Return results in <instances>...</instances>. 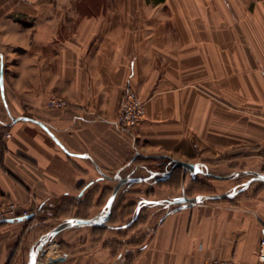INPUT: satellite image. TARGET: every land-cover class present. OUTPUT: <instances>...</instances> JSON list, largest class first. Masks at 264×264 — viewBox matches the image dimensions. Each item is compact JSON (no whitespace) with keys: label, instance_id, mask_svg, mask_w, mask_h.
<instances>
[{"label":"crops","instance_id":"obj_1","mask_svg":"<svg viewBox=\"0 0 264 264\" xmlns=\"http://www.w3.org/2000/svg\"><path fill=\"white\" fill-rule=\"evenodd\" d=\"M127 90L146 101L132 130L115 122ZM164 157L264 172V0H0V204H43L57 224L100 212L108 176L141 177L120 187L109 225L61 230L37 264L256 263L264 182L162 212L179 194L230 191L183 167L149 177ZM145 208L157 210L123 224ZM25 221L0 222V264Z\"/></svg>","mask_w":264,"mask_h":264},{"label":"water","instance_id":"obj_2","mask_svg":"<svg viewBox=\"0 0 264 264\" xmlns=\"http://www.w3.org/2000/svg\"><path fill=\"white\" fill-rule=\"evenodd\" d=\"M160 157H163V155H160ZM173 164L172 167L165 171H153L151 172L149 177L155 176L156 174H159V178L164 179L168 176H170L173 172V170L177 167H183L185 171L190 170L193 173L203 172L208 173L216 178L219 179H227L232 178L237 175L236 173L227 174V175H220L215 174L212 172H206L203 170H200L197 167L196 163L189 162L186 160L178 159V158H172L171 159ZM100 172L103 174V176H108L105 174L100 167H98ZM248 173H252L254 176L247 181V184L254 180L259 179L264 181V172L262 171H253V170H246ZM115 180H117L116 185L113 188L112 193L110 194L105 206L102 208L100 212H98L96 215L91 217H81V216H75L72 218H68L65 220H62L55 226H53L50 230H48L45 234H43L30 248L29 252V261L28 264H37L40 253L45 254L46 252V245L52 241V239L58 234L61 230L76 226V225H91V226H107L109 225V220L112 217L113 214V203L114 200L119 192L120 187L126 183L131 182L137 179H140L141 177H134V176H127L122 177L119 175V173H116L113 176H108ZM241 190H232L229 192H219V193H210V194H198L196 196H188L187 194L183 193L182 196L176 197L174 199H170L169 202L173 204H182V203H188V205H192L198 202H202L206 199H215V198H224V197H233L236 194H238ZM28 216H19L17 218H8L5 220H0V222H9L14 220H24ZM66 259V254H62L59 256H49L48 257V264H59L63 260Z\"/></svg>","mask_w":264,"mask_h":264},{"label":"built area","instance_id":"obj_3","mask_svg":"<svg viewBox=\"0 0 264 264\" xmlns=\"http://www.w3.org/2000/svg\"><path fill=\"white\" fill-rule=\"evenodd\" d=\"M48 105L50 107H62L65 105V100L60 95H51L48 98ZM146 101L137 92L133 90H127L120 102L116 124L123 129L132 130L145 116ZM10 136V133H8ZM45 208L43 204H40L37 208L25 209L21 208L18 202L15 200L7 199L0 204V220L8 218H17L19 216L32 217L37 215L38 212H44ZM203 264H250L240 263L233 259L225 258H207ZM253 264H264V234L259 241V247L257 250V262Z\"/></svg>","mask_w":264,"mask_h":264},{"label":"rangeland","instance_id":"obj_4","mask_svg":"<svg viewBox=\"0 0 264 264\" xmlns=\"http://www.w3.org/2000/svg\"><path fill=\"white\" fill-rule=\"evenodd\" d=\"M197 167L200 170H203V171H206V172H211L210 169H209V166L206 165V164H203V162H197ZM229 167L231 168L232 166H229ZM227 172H230V171L228 170ZM227 172H225V173H227ZM236 172H237V175L235 176V178H230L228 181H226V184L229 187V190L230 191H232V190H241V191H244V190H247V189L251 188L250 186H253V185H250L251 182L253 184H255V185L258 184V183H260V182L261 183L264 182V181L259 180V179H254L248 185L247 184V181L250 180L254 175L253 174H247L246 171L245 172L234 171V173H236ZM202 174H203V172H202ZM202 174L199 175L200 178H202V179H208L209 178V177H206L205 175H202ZM182 205L183 206H187L186 203H183ZM167 206L168 207L166 209H164V210L162 209L160 211L164 212L166 210H170V209H173L174 208V205L167 204ZM150 210L151 211H149L147 208L142 209V210L140 209L139 212L137 213V215H139V218L135 222V225H137L138 222H140L143 219H145L147 213L155 212V210H157V209H150ZM131 214H132L131 215L132 217H130V219L134 217L135 210H132V213ZM56 221L49 220L48 217L46 215H44L43 212H38L37 215L32 216L29 220H26L25 222H23L22 225H23L24 231H25L24 232V235H23V238L18 243L17 248H16L15 252L13 253V255L11 256V259H10V261H9L8 264H28V257H29L30 247L43 234H45L49 229H51V226L52 227L55 226L56 225L55 224ZM110 221L111 220H109V222ZM127 221L128 220L124 221L123 224H127ZM94 227L95 228L96 227H99L98 229L102 228L100 226H94ZM122 227H124V226H122ZM29 235H31V238L30 239H29V237H30ZM51 244H52V242L50 241L46 245V252H45V254H41L40 253L39 260L47 261L46 260L47 252L50 251V245ZM40 264H43V263L41 262Z\"/></svg>","mask_w":264,"mask_h":264},{"label":"trees","instance_id":"obj_5","mask_svg":"<svg viewBox=\"0 0 264 264\" xmlns=\"http://www.w3.org/2000/svg\"><path fill=\"white\" fill-rule=\"evenodd\" d=\"M162 160V162H160V168L162 169V170H168L169 168H171V166H172V164H173V162L171 161V159L169 158V157H164V158H162L161 159ZM31 217H27V218H25V220H29ZM138 218H139V215H137L136 217L134 216L133 218H131V219H129L128 221H127V223H128V225L127 226H129V227H131V226H134L135 225V222L138 220ZM112 219V218H111ZM110 219V220H111ZM139 223V222H138ZM137 223V224H138Z\"/></svg>","mask_w":264,"mask_h":264},{"label":"flooded vegetation","instance_id":"obj_6","mask_svg":"<svg viewBox=\"0 0 264 264\" xmlns=\"http://www.w3.org/2000/svg\"><path fill=\"white\" fill-rule=\"evenodd\" d=\"M150 171L152 172V170H150ZM179 196H182V195H179ZM179 196H176V197H179ZM176 197H174V198H176ZM174 198H173V199H174ZM169 200H170V199H169ZM169 200H164L163 202L170 204ZM171 204H173V203H171ZM182 204H183V203H182ZM182 204H176V205L179 206V205H182ZM186 204H187V206H189L188 203H186Z\"/></svg>","mask_w":264,"mask_h":264},{"label":"bare ground","instance_id":"obj_7","mask_svg":"<svg viewBox=\"0 0 264 264\" xmlns=\"http://www.w3.org/2000/svg\"><path fill=\"white\" fill-rule=\"evenodd\" d=\"M39 260V259H38ZM38 263V262H37Z\"/></svg>","mask_w":264,"mask_h":264}]
</instances>
